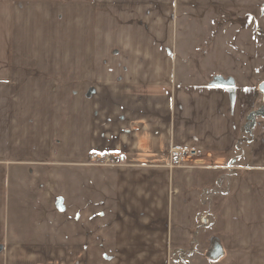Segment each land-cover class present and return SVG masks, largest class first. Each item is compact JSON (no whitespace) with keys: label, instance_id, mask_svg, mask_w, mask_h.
<instances>
[{"label":"crops","instance_id":"0c3cea01","mask_svg":"<svg viewBox=\"0 0 264 264\" xmlns=\"http://www.w3.org/2000/svg\"><path fill=\"white\" fill-rule=\"evenodd\" d=\"M262 84L264 0H0V264H264Z\"/></svg>","mask_w":264,"mask_h":264},{"label":"built area","instance_id":"2783aa9c","mask_svg":"<svg viewBox=\"0 0 264 264\" xmlns=\"http://www.w3.org/2000/svg\"><path fill=\"white\" fill-rule=\"evenodd\" d=\"M171 155L173 156V161L169 165V168H175L182 167L186 159L197 157L198 152L190 149L174 148L171 151ZM99 163L106 166H118L121 164V160L119 158H114L108 154H105L99 157ZM202 221L207 222V218L203 217Z\"/></svg>","mask_w":264,"mask_h":264},{"label":"trees","instance_id":"16d2710c","mask_svg":"<svg viewBox=\"0 0 264 264\" xmlns=\"http://www.w3.org/2000/svg\"><path fill=\"white\" fill-rule=\"evenodd\" d=\"M263 85V84H262ZM261 85V86H262ZM260 92L262 93V96H263V100H264V93H263V90H261V87H260ZM260 114L264 117V107L263 109L260 111Z\"/></svg>","mask_w":264,"mask_h":264},{"label":"water","instance_id":"95a60500","mask_svg":"<svg viewBox=\"0 0 264 264\" xmlns=\"http://www.w3.org/2000/svg\"><path fill=\"white\" fill-rule=\"evenodd\" d=\"M261 90H263V93H264V84L261 86Z\"/></svg>","mask_w":264,"mask_h":264}]
</instances>
